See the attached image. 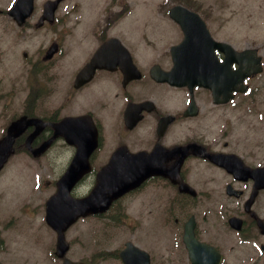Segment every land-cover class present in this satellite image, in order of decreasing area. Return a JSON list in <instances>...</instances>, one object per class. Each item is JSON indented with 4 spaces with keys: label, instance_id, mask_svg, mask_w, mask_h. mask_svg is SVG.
Returning <instances> with one entry per match:
<instances>
[{
    "label": "flooded vegetation",
    "instance_id": "flooded-vegetation-1",
    "mask_svg": "<svg viewBox=\"0 0 264 264\" xmlns=\"http://www.w3.org/2000/svg\"><path fill=\"white\" fill-rule=\"evenodd\" d=\"M40 14L37 9L30 20ZM94 16L91 13L65 11L57 13L54 22H45L43 25L56 31L59 50L45 61L47 104L41 117L47 124L33 145L50 139L54 133L52 124L62 118L89 115L98 128L99 145L90 156L92 170L85 180H92L95 185L98 173L110 163L114 153L121 147H127L131 153H151L160 147L162 154L170 156L173 149L176 156L183 160L180 174L197 192L191 195L176 188L167 194L154 193L149 198L144 195V183L114 201L106 213L99 215L107 217L110 211H114L125 222L122 227L125 237L113 243V248L106 249L110 258L116 264H123L120 252L127 242L142 247L138 243L144 240V219L152 208L161 213L163 224L167 220L164 214L168 209L177 213L174 218L177 234H182L186 221L194 216L196 237L215 247L222 258L232 236L235 235L241 242L252 241L253 252L249 258L253 264H264V233L260 225H264V189L256 192L251 199L254 192L252 179H239L238 172L229 173L203 158L207 154L234 155L251 169L264 167V68L262 73L251 74L245 79L246 91L235 92L231 100L216 103L209 89L196 87L192 93L187 87L171 86L152 79L154 65L158 64L166 70L173 65L170 47L169 50L157 52L148 69L143 68L145 61L134 57V63L142 73L138 80L132 79L138 72L132 70L126 60L115 59L106 63V67L114 66L113 69L98 68L91 81L74 88L78 72L91 60L98 47L110 38L115 27L114 14L109 13L101 18L102 23L93 22L85 33L82 21L94 20ZM206 21L214 33L216 28L213 23L208 19ZM89 36L94 39V49L84 46ZM217 54L221 61L226 58L223 52ZM112 56L109 53L105 58L111 59ZM64 79L69 85L61 90L63 102L53 112L52 97ZM71 81L73 85H70ZM193 103L196 112L189 109ZM140 104L145 105L139 113L141 120L126 126V110ZM36 105L33 104L34 108ZM32 113L40 114L39 110ZM114 116L118 125L110 121ZM169 116L171 121H164L160 125L161 120ZM33 130L34 127L29 132ZM63 148L70 150L66 161L69 164L76 149L63 138L57 137L48 152L52 151L53 157L59 158V151ZM197 213L201 215V221ZM232 217L243 219L240 230L230 225ZM202 223L205 225L204 230L201 228ZM82 259L87 260L85 257Z\"/></svg>",
    "mask_w": 264,
    "mask_h": 264
},
{
    "label": "rangeland",
    "instance_id": "rangeland-1",
    "mask_svg": "<svg viewBox=\"0 0 264 264\" xmlns=\"http://www.w3.org/2000/svg\"><path fill=\"white\" fill-rule=\"evenodd\" d=\"M43 1L40 0V2ZM174 1L171 0V2ZM9 2L10 0H0V6L6 8ZM167 3L166 0H114L117 9H124L123 13L133 10L130 16L124 18L125 20L118 21L116 31L119 33L129 31L130 34L144 35L148 41V48L152 50L163 44L173 45L178 41V31L175 28L171 29L167 21L160 23L167 26L165 30L154 24L160 18L158 17L159 12H167L169 8H166ZM104 4L105 0H99V8ZM194 6L203 13L217 14L219 19L226 14L227 39L234 45L239 47L257 45L264 49V43L260 44L264 42V0H195ZM64 11L65 7L60 10V12ZM260 35L261 37L257 38ZM55 37L56 34L48 29L36 31L29 27L20 31L7 14L0 16V138L10 119L26 110L30 92L37 93L32 104L36 103L35 111L39 110L40 115L43 114L47 104L48 82L45 64L42 65L37 79H31L30 67L41 58L40 52L49 46L50 39ZM23 52H27L28 56L24 57ZM64 89L65 87H59L52 97L53 112L63 102L61 90ZM67 156L68 154L63 157V160H66ZM52 164L48 157L41 160H29L24 152H20L0 176V223L4 238V241H0V253L9 264H61L57 258L53 257L55 247L53 231L47 226L49 231L42 228V225H45L44 216H40L37 212L31 213L30 208L25 210L26 215L14 220L15 224L8 216L10 212L23 211L29 200H31L29 206L32 204L36 208L47 201L54 192V186H47L46 181L57 178L61 167L66 166L65 164ZM90 186L91 184L89 187L78 189L77 194L86 193ZM153 191L155 188L151 187L147 193ZM36 211L42 213V207ZM169 212L171 211L168 209L167 216ZM159 219H161L159 212H150L144 219L147 232L146 246L154 252L153 264H162L163 255L165 258L174 255L171 252L174 250L170 240L172 229L169 228L173 226V220L167 219L165 224L161 225ZM11 221L13 223L8 225ZM124 225L115 222L110 215L98 220L87 219L77 223L66 234L71 245L68 257L73 260L81 259V257L97 258L99 250H106L110 248L111 243L123 239L122 227ZM41 229L45 232L41 233ZM41 238L46 240V249L41 254L42 256L36 257L27 252V244L36 245ZM16 241L24 242V246L17 252ZM160 241L165 242L167 247L165 251L161 248ZM38 247L41 248V244ZM172 263L190 264L187 256L180 254ZM252 263L251 260L241 257L236 260V255L231 253L228 254L225 262V264ZM102 264H114V262L108 260Z\"/></svg>",
    "mask_w": 264,
    "mask_h": 264
},
{
    "label": "water",
    "instance_id": "water-1",
    "mask_svg": "<svg viewBox=\"0 0 264 264\" xmlns=\"http://www.w3.org/2000/svg\"><path fill=\"white\" fill-rule=\"evenodd\" d=\"M23 5H26L28 7L27 11H25L26 6ZM31 11L32 0H19L17 7L15 6L10 10V14L14 16L15 19L17 17L21 21H23L24 18L31 13ZM51 11H54V7L51 9ZM171 12H174V18L182 23L184 27L186 37L183 44H191L195 34L189 23L197 17H195V15L190 13L187 9L179 6L172 9ZM179 13L185 14V16H182ZM55 50L56 49L54 45L50 51L54 52ZM50 55L51 54H49L48 57ZM187 67L188 66H183L182 69ZM162 77L163 80L170 81L173 84L179 83L176 80L179 76L178 72L175 71V69H173L169 73H163ZM32 124H37V128L27 139L28 143H30L31 140H33L34 137L42 129V126L38 124L37 119L27 118L24 116L17 119L9 126L7 136L0 141V170L11 153L14 152L13 144L15 138L21 135ZM61 131L62 128L57 127L56 133H61ZM93 134L94 133L88 129L80 131L75 141V144L78 146V151L73 160V163L70 165L65 175L58 182L57 193L52 196L47 202V221L58 231L57 254L60 256H63L69 247L68 243L65 240L64 232L72 223H74L79 218V216L98 212V207L100 205L98 201L100 198L109 196L108 193L115 197L121 193L126 192L133 186H137L141 182V179L145 178V169L141 171L138 170L136 167L137 164L134 161V163H131L136 167V171L131 173L130 170L127 169L129 161L124 160V162L122 163H115L108 166V169L99 179V185L88 197L82 199L72 197L71 190L81 178L83 174L82 169L83 167H85L84 161L93 148ZM48 145L49 141L44 142L40 147L32 150L33 154L40 155L47 149ZM117 159H119V156ZM143 167H146V165H143ZM250 175L254 176L253 172H250ZM185 241L187 247L190 250V257L194 264H218V262L220 261V257L215 254L212 249L205 246L202 247L204 249L202 250V253L198 255L193 254L194 240L192 237L191 229H189L188 227L185 233ZM211 256L216 257L212 262L210 261ZM126 263L131 264V260L127 261ZM64 264L82 263L73 262L65 258ZM143 264H150V258L146 254Z\"/></svg>",
    "mask_w": 264,
    "mask_h": 264
}]
</instances>
